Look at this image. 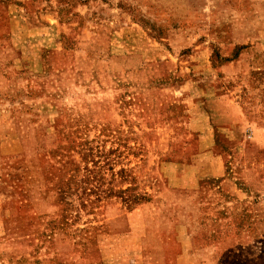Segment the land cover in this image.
Wrapping results in <instances>:
<instances>
[{"label":"rangeland","instance_id":"rangeland-1","mask_svg":"<svg viewBox=\"0 0 264 264\" xmlns=\"http://www.w3.org/2000/svg\"><path fill=\"white\" fill-rule=\"evenodd\" d=\"M0 264H264V0H0Z\"/></svg>","mask_w":264,"mask_h":264}]
</instances>
